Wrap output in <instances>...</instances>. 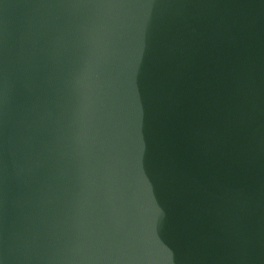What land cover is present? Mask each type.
Instances as JSON below:
<instances>
[{
    "label": "water",
    "instance_id": "95a60500",
    "mask_svg": "<svg viewBox=\"0 0 264 264\" xmlns=\"http://www.w3.org/2000/svg\"><path fill=\"white\" fill-rule=\"evenodd\" d=\"M0 264H264V0H0Z\"/></svg>",
    "mask_w": 264,
    "mask_h": 264
}]
</instances>
